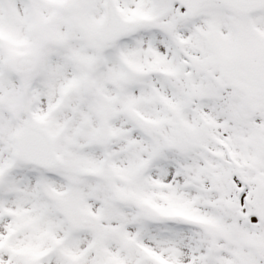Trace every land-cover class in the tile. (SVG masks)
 Wrapping results in <instances>:
<instances>
[{"label":"snow or ice","instance_id":"6c2138e0","mask_svg":"<svg viewBox=\"0 0 264 264\" xmlns=\"http://www.w3.org/2000/svg\"><path fill=\"white\" fill-rule=\"evenodd\" d=\"M0 264H264V0H0Z\"/></svg>","mask_w":264,"mask_h":264}]
</instances>
